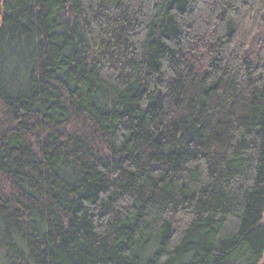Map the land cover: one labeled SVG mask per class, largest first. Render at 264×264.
<instances>
[{
    "label": "trees",
    "instance_id": "1",
    "mask_svg": "<svg viewBox=\"0 0 264 264\" xmlns=\"http://www.w3.org/2000/svg\"><path fill=\"white\" fill-rule=\"evenodd\" d=\"M264 0H0V264H260Z\"/></svg>",
    "mask_w": 264,
    "mask_h": 264
},
{
    "label": "rangeland",
    "instance_id": "2",
    "mask_svg": "<svg viewBox=\"0 0 264 264\" xmlns=\"http://www.w3.org/2000/svg\"><path fill=\"white\" fill-rule=\"evenodd\" d=\"M260 264H264V256H263V260L261 261V263Z\"/></svg>",
    "mask_w": 264,
    "mask_h": 264
}]
</instances>
